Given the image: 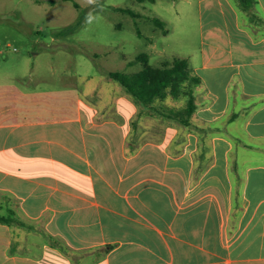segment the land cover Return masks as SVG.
Segmentation results:
<instances>
[{
    "label": "crops",
    "instance_id": "obj_1",
    "mask_svg": "<svg viewBox=\"0 0 264 264\" xmlns=\"http://www.w3.org/2000/svg\"><path fill=\"white\" fill-rule=\"evenodd\" d=\"M205 2L193 121L217 133L135 122L117 85L103 107L0 86V214L25 223L0 222V264H264V0Z\"/></svg>",
    "mask_w": 264,
    "mask_h": 264
},
{
    "label": "rangeland",
    "instance_id": "obj_2",
    "mask_svg": "<svg viewBox=\"0 0 264 264\" xmlns=\"http://www.w3.org/2000/svg\"><path fill=\"white\" fill-rule=\"evenodd\" d=\"M211 13L205 2L203 17L202 0H0L1 89L65 93L103 107L111 88L123 89L109 72L141 70L133 63L141 53L153 65L201 62L213 45Z\"/></svg>",
    "mask_w": 264,
    "mask_h": 264
},
{
    "label": "trees",
    "instance_id": "obj_3",
    "mask_svg": "<svg viewBox=\"0 0 264 264\" xmlns=\"http://www.w3.org/2000/svg\"><path fill=\"white\" fill-rule=\"evenodd\" d=\"M145 1V0H140ZM154 1V0H152ZM244 10H251L257 0H237ZM78 4L76 3V6ZM162 26L163 21L157 20ZM141 62L142 69L137 72H109L110 78L118 81L123 89L133 98L134 102L140 105L134 121L138 122L143 116H151L160 119L162 122L176 124L188 128L189 130H204L207 134L217 133L219 129L215 126L194 123L193 117L198 108L196 92L202 84L201 78L196 74L189 58L174 57L172 60H166L160 65H153L146 53H141L133 63ZM176 101L175 105H165L167 100ZM182 105H180L179 102ZM183 102V103H182ZM179 103V104H178ZM238 115L231 117L229 121L235 120ZM234 142V149L253 148L243 138L231 136ZM235 184L237 199L240 192V184L243 182V175L236 170L231 169ZM1 223L17 222L25 225L17 217L15 211L10 210L8 216L0 214ZM14 251L11 250V253Z\"/></svg>",
    "mask_w": 264,
    "mask_h": 264
}]
</instances>
